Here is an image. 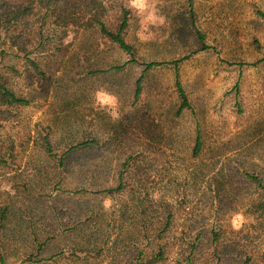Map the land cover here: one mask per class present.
<instances>
[{
    "label": "rangeland",
    "instance_id": "374dc122",
    "mask_svg": "<svg viewBox=\"0 0 264 264\" xmlns=\"http://www.w3.org/2000/svg\"><path fill=\"white\" fill-rule=\"evenodd\" d=\"M103 1L112 29L122 9L128 11L125 39L137 61L124 69L87 75L132 56L97 29L48 19L41 36L37 15L27 18L29 31L23 26L34 53L12 52L0 60L1 78L32 100L0 106V157L7 160L0 165V208H9L0 227L5 264H133L137 248H153L145 239L131 243L143 235L141 215L157 221L165 210L173 216L165 239L168 258L157 264H187L198 234L194 264H210L213 229L243 253L242 260L248 253L250 264H264V218L250 211L258 190L245 177L249 171L264 181V0H193L192 6L188 0H151L164 22L149 26L146 40L142 17L126 7L127 0ZM187 54L178 69L165 64L148 71L133 104L141 63ZM177 74L191 103L180 115ZM101 87L119 98L116 122L94 104ZM198 132L203 147L193 156ZM46 135L58 152L85 138L102 146L71 152L58 165L41 147ZM131 156L128 188L106 194ZM105 199L113 202L110 211ZM237 212L246 217L239 231L231 226ZM96 236L95 244L105 243L100 257L90 249L76 252ZM35 237L46 241L40 253Z\"/></svg>",
    "mask_w": 264,
    "mask_h": 264
},
{
    "label": "trees",
    "instance_id": "16d2710c",
    "mask_svg": "<svg viewBox=\"0 0 264 264\" xmlns=\"http://www.w3.org/2000/svg\"><path fill=\"white\" fill-rule=\"evenodd\" d=\"M190 6H192L193 0H188ZM264 18V12H259ZM31 15H37L39 34L42 36L44 24L48 19L52 20L55 25L69 26L74 25L85 30L97 29L103 36L109 38L112 42L117 44L123 51L132 56L128 62L118 65H113L108 69H95L85 72L87 75H96L99 73L109 72L112 70L120 71L130 63V61H137L135 56V50L133 45L125 39V33L128 26V11L122 9L119 16V23L116 28L112 29L107 24L105 17L107 15V8L103 0H0V60H3L7 54L12 52H21L26 57L33 54L34 51L29 48L32 40L24 32V27H27V31L30 30L27 18ZM22 25V27H19ZM197 34L202 42L205 41V35L197 30ZM36 47L35 44L30 45ZM191 54L184 55L183 57L172 61H150L143 62L142 72L135 83V89L133 92V104L138 103L143 93V81L145 74L162 65L172 64L178 69V65L188 59ZM32 66L35 70L41 71L39 64L30 59ZM11 70H14L10 66ZM42 73V72H40ZM176 88L179 96V106L177 108V115H180L185 110L191 109V103L187 96L185 89L183 88L179 75H176ZM31 99L24 95L16 93L5 80L1 78L0 74V106L6 108L21 107L30 105ZM41 147L49 158L55 160L58 165H63L67 156L71 152H75L88 147H101V142L96 138H85L76 144L71 145L66 151L58 152L56 150V144L52 142L48 135L42 138ZM203 147V141L201 134L198 132L196 142L194 145L193 156H197ZM133 157H129L123 164V169L119 172L118 183L114 187H108L103 190L110 196L124 194L128 188L125 180L126 172L130 167V163ZM5 158L0 157V165L7 164ZM245 177L253 184L258 190L257 198L252 202L250 211L253 214L260 215L264 218V181L256 173L249 171L245 172ZM9 208L5 206L0 208V227L5 223L8 216ZM144 213V212H143ZM172 213L165 210V213L157 217V221L147 220L146 217L141 215V222L139 227L142 229V237H133L131 243L137 245L141 239L153 244V248L149 252H146L143 248H137L135 255L133 256V264H157L165 261L168 258V248L166 240V233L171 229L173 224ZM78 226H72L69 231L77 229ZM199 234L195 237L191 243V250L187 256V264H194L193 255L197 247V241L199 240ZM99 238L92 237L88 246H83L76 250V252H88L96 254V257L102 255V249L104 248L103 242L95 244ZM222 239L220 231L213 229L212 236L209 241L208 253L210 257V264H250L253 259L252 255L246 253L245 260L241 259L243 253L236 252L232 247L226 246ZM35 241L38 245V252L43 250L46 241H40L38 237H35ZM264 245V239H263ZM92 247V248H90ZM0 248L1 240H0ZM261 261L264 263V247L261 253ZM0 264H5V257L0 254Z\"/></svg>",
    "mask_w": 264,
    "mask_h": 264
},
{
    "label": "clouds",
    "instance_id": "9594fccd",
    "mask_svg": "<svg viewBox=\"0 0 264 264\" xmlns=\"http://www.w3.org/2000/svg\"><path fill=\"white\" fill-rule=\"evenodd\" d=\"M126 7L136 10L137 15L142 17V28L144 29L145 34L141 35V39L146 40L149 38V26L156 25L157 23L162 24L164 22L163 17L157 15L151 0H127ZM94 104L100 109L107 111L108 115L114 122L120 119V101L115 93L110 92L103 87L98 88L94 95ZM153 198H158V194H153ZM112 203L111 199H105L103 204L104 210L110 211ZM244 223H246V217L242 212H237L232 216L231 226L234 230L239 231L243 227Z\"/></svg>",
    "mask_w": 264,
    "mask_h": 264
}]
</instances>
